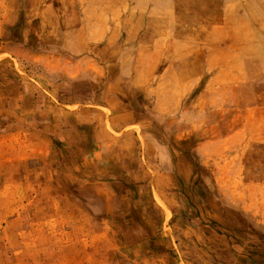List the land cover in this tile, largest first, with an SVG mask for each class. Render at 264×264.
I'll use <instances>...</instances> for the list:
<instances>
[{"label":"rangeland","instance_id":"obj_1","mask_svg":"<svg viewBox=\"0 0 264 264\" xmlns=\"http://www.w3.org/2000/svg\"><path fill=\"white\" fill-rule=\"evenodd\" d=\"M0 264H264V0H0Z\"/></svg>","mask_w":264,"mask_h":264},{"label":"bare ground","instance_id":"obj_2","mask_svg":"<svg viewBox=\"0 0 264 264\" xmlns=\"http://www.w3.org/2000/svg\"><path fill=\"white\" fill-rule=\"evenodd\" d=\"M243 100H244V101H247V100H248V97H243Z\"/></svg>","mask_w":264,"mask_h":264}]
</instances>
